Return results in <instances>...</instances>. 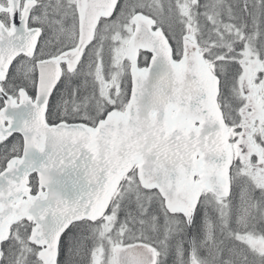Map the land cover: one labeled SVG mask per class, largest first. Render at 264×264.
Returning <instances> with one entry per match:
<instances>
[{"label":"snow or ice","instance_id":"6c2138e0","mask_svg":"<svg viewBox=\"0 0 264 264\" xmlns=\"http://www.w3.org/2000/svg\"><path fill=\"white\" fill-rule=\"evenodd\" d=\"M0 264H264V0H0Z\"/></svg>","mask_w":264,"mask_h":264}]
</instances>
